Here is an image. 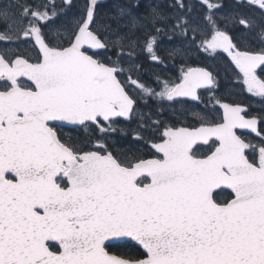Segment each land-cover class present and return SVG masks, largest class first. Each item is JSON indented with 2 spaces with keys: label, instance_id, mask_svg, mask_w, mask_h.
Listing matches in <instances>:
<instances>
[{
  "label": "snow or ice",
  "instance_id": "snow-or-ice-1",
  "mask_svg": "<svg viewBox=\"0 0 264 264\" xmlns=\"http://www.w3.org/2000/svg\"><path fill=\"white\" fill-rule=\"evenodd\" d=\"M199 7L203 23L184 0L121 3L101 19L98 0H85L53 39V16L67 15L55 3H0V41L34 53L0 52V264H264V116L212 95L211 109L143 119L134 144L147 137V156L112 140L140 101L202 102L198 90L216 83L192 67L132 78L145 53L173 66L193 47L224 55L264 100V0ZM169 33L182 39L165 58Z\"/></svg>",
  "mask_w": 264,
  "mask_h": 264
},
{
  "label": "flooded vegetation",
  "instance_id": "flooded-vegetation-1",
  "mask_svg": "<svg viewBox=\"0 0 264 264\" xmlns=\"http://www.w3.org/2000/svg\"><path fill=\"white\" fill-rule=\"evenodd\" d=\"M167 1L168 2L166 3V5H168V7H171L174 3H179V0H167ZM199 2L202 3V0H199ZM220 2L226 6L225 12H228L234 10L236 8V5L240 3L241 0H220ZM184 3L188 5L189 9L192 11V15L194 16L197 8L196 0H184ZM198 8H199L198 16L201 19H203L204 17L203 9H201L199 5ZM243 11H249V9H243ZM172 12L177 15L180 14V10L173 9ZM223 14L224 13H220L219 15L222 16ZM165 41H168V38L166 36L160 38V42H165ZM167 54L168 53L166 52L160 53V55L165 58L167 57ZM190 54L191 55H189L186 59V63H184L183 65L177 62L175 66H173V61H169V59H165V64L163 65L151 61V63L154 65L153 69L156 72V74L154 75L157 76L166 75L175 79V77L180 74L181 67L203 68L212 73L216 83L212 87L213 89L212 92H209L207 90H203V91L200 90L199 93L201 94L202 102L197 101L191 103L187 101V103L193 105L192 108H195L197 111H199L205 109V106H207L208 109H211L212 100H210V97L212 95H215L216 99H220L221 97L227 98L228 96L231 97L230 99H227L225 102L222 103L241 104L240 102L242 101L240 100V98H241V93L244 91V88L242 87L241 82L236 78V75L232 71L229 64L226 62L224 55L214 56L213 54L205 53V52L203 53L198 52L195 54L194 50L193 52L190 51ZM157 76L154 79H152V81H154L157 78ZM233 94L234 96H232ZM253 100H254V104L256 105L255 108L258 111H260V106H264V100H261L259 97H256L254 95H253ZM177 104L183 106L185 105V103H177ZM255 108L252 109L253 116L256 115ZM245 109L248 111L247 106L245 107ZM262 111L264 112V110ZM248 135L254 145L259 142V139H255V137L254 136L252 137L250 134Z\"/></svg>",
  "mask_w": 264,
  "mask_h": 264
},
{
  "label": "trees",
  "instance_id": "trees-1",
  "mask_svg": "<svg viewBox=\"0 0 264 264\" xmlns=\"http://www.w3.org/2000/svg\"><path fill=\"white\" fill-rule=\"evenodd\" d=\"M78 5V2L76 0L73 1L72 7L69 9L67 6L61 8L64 12H67V15H62L59 19L55 21L54 24L51 25L50 36L51 38H56V32L57 30H62V25H64L68 20L74 18L79 14V10L76 6ZM104 6H99V13L109 12L115 10V8L108 7L106 9ZM101 18V17H100ZM137 68L139 69V72H134V76L132 73V76L135 78L137 75H139L144 81H150L149 74L152 75L156 74L155 70L149 67L148 62L145 59H142L139 62H136ZM192 104L185 103V105H167L164 104L163 108H161L154 100L147 99L142 100L139 102V107L137 108V111L133 118L128 119L126 121H122L117 126L118 131L113 135L112 140L116 142V150H120L121 148H128L130 146H134L135 148L140 149L142 153H144L146 156L150 150V145L147 142V137L145 138V141H142L139 144H134V139L136 136V132L138 129V125L141 123L143 119H145L148 116H151L152 121L156 120H163V121H169L173 118L174 112L182 111L186 108H192ZM67 132V130H65ZM125 250V246L121 245L119 247H115L113 251H121Z\"/></svg>",
  "mask_w": 264,
  "mask_h": 264
},
{
  "label": "rangeland",
  "instance_id": "rangeland-1",
  "mask_svg": "<svg viewBox=\"0 0 264 264\" xmlns=\"http://www.w3.org/2000/svg\"><path fill=\"white\" fill-rule=\"evenodd\" d=\"M30 1H32V2H35V3H45V4H52V3H59L61 0H30ZM128 1H130V0H128ZM4 2V0H0V3H3ZM22 2H26V3H29L28 2V0H22ZM164 3V2H163ZM196 3H197V5H200V3L201 2H199V0H196ZM114 8H115V10H116V5L114 6ZM57 11H58V9H57ZM191 13H192V11H191ZM197 13V12H196ZM195 13V17L198 19V20H200L201 21V23H203V19H201L197 14ZM173 15H177V14H173ZM219 15V14H218ZM111 16V15H110ZM55 18V16H53V19ZM4 31V29L3 28H1L0 29V32H3ZM168 35H170L169 37H168V39H169V42L167 41V43H161L160 44V46L164 49V52H166V53H168V50L169 49H171L172 47H173V45H174V43H179L180 42V40L182 39L181 37H179V36H173L171 33H169ZM22 39H23V37H22ZM197 43H199V41H197ZM19 44H22L24 47H31V45L30 44H24V43H19ZM13 45H14V43H8V46H7V48L8 49H11V51H13ZM5 49V47L4 48H0V52H2L3 50ZM191 52H193V50H190ZM194 51H196V52H194L195 54L196 53H203V51L201 50V51H197L196 50V48H194ZM189 55H191L190 54V52H189V54H188V56ZM187 56V57H188ZM169 61H172V60H169ZM202 61H204V60H202ZM125 66V65H124ZM126 67V66H125ZM125 73H127V72H125ZM246 90V89H245ZM246 93H248L247 91H246ZM249 94V97H251V99L253 100V95L252 94H250V93H248ZM232 96H234V94L232 95ZM209 97H210V95H209ZM218 106V105H217ZM256 144H258V143H256Z\"/></svg>",
  "mask_w": 264,
  "mask_h": 264
},
{
  "label": "water",
  "instance_id": "water-1",
  "mask_svg": "<svg viewBox=\"0 0 264 264\" xmlns=\"http://www.w3.org/2000/svg\"><path fill=\"white\" fill-rule=\"evenodd\" d=\"M106 0H98V3H103V2H105ZM65 3L66 4H68V0H65ZM203 69V68H202ZM200 90H204V89H200ZM199 91V90H198ZM181 99H185V100H188V101H191V102H194V101H192L191 100V98H181ZM244 131H248L249 132V130H244ZM253 135H255L254 133H252Z\"/></svg>",
  "mask_w": 264,
  "mask_h": 264
},
{
  "label": "bare ground",
  "instance_id": "bare-ground-1",
  "mask_svg": "<svg viewBox=\"0 0 264 264\" xmlns=\"http://www.w3.org/2000/svg\"><path fill=\"white\" fill-rule=\"evenodd\" d=\"M114 11L115 10H113V11H107V12H104V13H99V15H100V17H101V19H103V18H105L106 16H110V15H112L113 13H114Z\"/></svg>",
  "mask_w": 264,
  "mask_h": 264
}]
</instances>
